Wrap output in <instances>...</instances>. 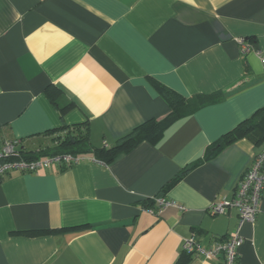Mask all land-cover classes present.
<instances>
[{"label":"crops","instance_id":"crops-1","mask_svg":"<svg viewBox=\"0 0 264 264\" xmlns=\"http://www.w3.org/2000/svg\"><path fill=\"white\" fill-rule=\"evenodd\" d=\"M258 53L264 0H0V139L46 157L67 133L84 134L93 150L0 180V264H223L182 245L194 235L208 248L238 228L235 209L209 207L235 197L264 145L216 144L264 108ZM159 87L207 104L105 164L94 150L172 112ZM156 198L184 211L156 213ZM239 235L235 264H264V191Z\"/></svg>","mask_w":264,"mask_h":264},{"label":"built area","instance_id":"built-area-1","mask_svg":"<svg viewBox=\"0 0 264 264\" xmlns=\"http://www.w3.org/2000/svg\"><path fill=\"white\" fill-rule=\"evenodd\" d=\"M237 42L242 54L250 52L251 47L245 40L239 39ZM257 56L264 66V54L258 53ZM21 145L19 139H0V180L13 172L36 174L40 170L51 168L53 165L71 167L83 160L69 153H55L46 157L27 159L28 155L24 153ZM92 162L98 163L95 160H92ZM263 191L264 149L254 158L251 167L242 175L236 187L235 197L231 201L216 200L209 207L211 216L224 215L229 209L237 211L239 223L235 234L225 241L213 242L208 248H203L193 235L183 241V251L188 254L203 256L205 259L222 257L223 264H235L237 250L243 243L239 235V229L245 223L254 222ZM152 201L157 207L156 213H160L169 207H175L180 211H184L182 206L170 203L163 198L152 199ZM146 211L149 213L154 212L151 209H146Z\"/></svg>","mask_w":264,"mask_h":264},{"label":"trees","instance_id":"trees-1","mask_svg":"<svg viewBox=\"0 0 264 264\" xmlns=\"http://www.w3.org/2000/svg\"><path fill=\"white\" fill-rule=\"evenodd\" d=\"M159 92L172 108V112L161 122L149 121L136 130L124 135L123 137L119 138L109 149L94 150L96 154L101 156L100 158H102L105 164L113 162L119 155L129 152L143 141L155 143L161 137L163 129L169 122L173 121L177 117H180L182 114H185L186 111L189 113L195 112L200 107L205 106L208 100L207 97L200 96L195 102L190 100L185 101L181 96L164 87H159ZM46 96L61 113L69 108V105H60L59 93L57 91L48 90L46 92ZM263 120L264 108L252 116L249 120L240 124L234 130L223 136L222 139L216 144V152L217 150L232 144L238 139H249L253 141L254 144L264 145ZM70 134L71 133H67L63 142L59 143L57 146V153L64 152L73 155L77 153L86 154L93 151L89 148L86 136L84 134L79 137H75ZM27 155V159H36L37 157H42V155L47 154L39 153L36 156H30V154ZM191 168L192 167L183 169L179 175L168 182L164 187V192L172 189L173 186L177 184Z\"/></svg>","mask_w":264,"mask_h":264}]
</instances>
